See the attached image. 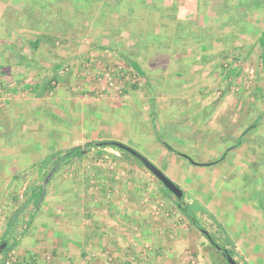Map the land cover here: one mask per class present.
Masks as SVG:
<instances>
[{
  "label": "rangeland",
  "instance_id": "1",
  "mask_svg": "<svg viewBox=\"0 0 264 264\" xmlns=\"http://www.w3.org/2000/svg\"><path fill=\"white\" fill-rule=\"evenodd\" d=\"M0 3V42L24 41L49 69L37 76L44 90L23 89L11 101L15 94L0 83V245H13L0 264L18 261L16 247L28 233L24 243L41 245L46 262L52 260L55 232L71 229L55 200H83L69 212L79 218L93 202L101 213L123 203L121 210L146 222L150 216L155 230L172 221L171 234L178 230L185 239L173 245V264H229L219 247L231 250L237 264H264V0ZM217 9L230 13L218 33L201 30L210 19L193 12L209 16ZM200 33L205 42L193 44ZM169 52L209 59L165 67L176 63L163 62ZM195 65L201 68L193 71ZM183 93L187 100L179 99ZM256 121L258 128L243 134ZM232 131L240 134L233 139ZM103 141L132 148L176 183L185 211L198 212L216 246L133 156L89 145ZM74 147L83 154L60 160ZM74 226L82 230L80 222ZM51 227L50 239L44 232Z\"/></svg>",
  "mask_w": 264,
  "mask_h": 264
},
{
  "label": "crops",
  "instance_id": "2",
  "mask_svg": "<svg viewBox=\"0 0 264 264\" xmlns=\"http://www.w3.org/2000/svg\"><path fill=\"white\" fill-rule=\"evenodd\" d=\"M171 1L173 0H164V4L166 5V3ZM0 7L2 9V3H0ZM5 7L7 8L8 4ZM6 8H3V10L5 11ZM217 11L218 12L216 13L214 12L210 15L208 14L209 16L202 15L198 11L193 12L195 18L209 17L210 19V22L207 19L202 22V25H198L201 30L208 29L210 30L209 32L214 31L218 33V30L224 23L223 17L229 16L230 13L228 9L224 12H221L222 10L220 11L218 9ZM182 15V11L177 12L178 18L182 17ZM2 16L0 15L1 18ZM0 22H2V20ZM192 42L193 44H203L205 39L200 33L196 37H192ZM41 46V43H38L37 46L34 44V48L36 47L41 49ZM167 55L168 58H163V62L170 58L174 59L176 63L170 65L167 64L165 67L173 65L172 67H176L177 69H179V65L181 64L177 63L183 60L195 61V59H197L198 61H207L209 59L207 53L203 52L199 56H195V58L194 56H187L191 55V53L185 55V53L169 52ZM41 58L43 57L40 55L39 50H31L30 47H25L24 41H14L9 44H2L0 42V83L3 84L4 87L6 86L4 89L8 90L7 92L10 91L12 94H15L11 97L10 101L13 100L14 97H19L18 93L25 92L23 89H27L29 92L32 90L37 91L38 89H45V84L41 87L43 82H41V80L39 82V78L37 76L41 74L48 75L47 72L49 69L47 64L40 60ZM54 67L52 65V69H50L52 73L49 71V75L54 73ZM196 68H201V66L195 65L192 67V70L195 71L194 69ZM173 90L177 91L175 88H173ZM181 91L182 90L179 92ZM186 92H188V89L185 87L184 93ZM184 93L182 94V97L179 96L181 97L179 99L184 98L183 100H187L185 99ZM168 99L169 97L167 100ZM190 103L192 104L191 101ZM194 105L200 106L202 104L194 102ZM1 112L3 113L2 110H0V113ZM22 121L23 125H25L24 120ZM248 128L249 127H247V129ZM232 132L233 134L231 133L230 136L233 139H235L234 135L240 134L238 131L236 133L234 131ZM232 148L234 149L235 147ZM213 155L215 157H219L218 153ZM55 201H57L55 204L58 206V210L64 211V213L61 214V217L70 220V222H68L70 226H68L71 227V229L67 232L62 231L64 234L55 232L56 235L54 237H56V239L54 237L52 239L55 243H57V246L56 251H52L53 256L50 257L52 260L46 262L47 255L42 251L43 247L41 245H33L32 247H29L26 243H24V239L30 237L31 233H28V235L25 234V237H22L23 235H21L22 240H20V243L16 247V249H18L17 256L19 259L13 264H173V259L175 258V256H173L175 252V247L173 245H180L185 242V239H182L183 234L181 232L178 233V230L175 232L176 236L171 234L172 229L170 226L177 227L175 223L171 224L172 221L171 223L163 222L166 226L161 227L159 225L161 228L158 226L159 228L155 230L151 228L153 223L149 220L150 216H148L146 222V219L139 217L135 213L121 210L120 205L123 203H119L118 208H113V206L110 207L114 209V212L110 209L109 212L104 210L105 213H101V211H99L101 207L99 209H95L94 205L96 203L88 202L84 205L81 212H79L81 213V217L79 218V216L75 217L76 214H69V212L72 211L71 209H75L78 205L76 203L83 200H75V202L73 200ZM103 201L108 204L110 203L106 200ZM83 203L84 202H82V205ZM122 211L124 212L122 213ZM40 214L45 215L43 213ZM52 214L53 213H48L46 216L51 217L53 216ZM34 216L36 215L30 214V217ZM143 220H145V223L142 222ZM79 222L82 225V230L78 229L76 231L75 228L72 227H75V223L78 224ZM50 230H46L44 232L45 236L50 237V232L55 229L51 227ZM61 236L65 237V241L60 240ZM128 252L129 255L126 256L125 254ZM9 253L10 250H6V254H4L5 258ZM108 253L113 256H108ZM142 254H145L146 256L144 261H142ZM114 257L117 259L116 263H113ZM108 260L112 262H109Z\"/></svg>",
  "mask_w": 264,
  "mask_h": 264
},
{
  "label": "trees",
  "instance_id": "3",
  "mask_svg": "<svg viewBox=\"0 0 264 264\" xmlns=\"http://www.w3.org/2000/svg\"><path fill=\"white\" fill-rule=\"evenodd\" d=\"M259 121H256V122H254L251 126H249V128L244 132V134L245 135H247V134H249L250 132H251V130H253V129H257L258 128V125H259ZM111 142L112 141H103V142H96V143H93V144H89L91 147H93V148H95V149H98V150H103V149H105V148H107V147H110V148H112L113 150H116V151H119V152H121L122 154H124V155H131L130 153H128V152H126V151H124V150H122V149H120V148H118V147H116V146H113V145H111ZM165 146H167L168 147V145H165ZM169 148V147H168ZM236 148V147H235ZM229 149H233L232 147L231 148H229ZM81 154H83V151H82V149L80 148V147H74V148H72L71 150H69L68 151V153H66L63 157H61L60 158V160L61 159H64V158H68V157H74V156H78V155H81ZM181 156H184V157H186L185 155H183V154H180ZM131 156H133V155H131ZM133 158L134 159H136V161L137 162H139L141 165H143L137 158H135L134 156H133ZM216 163L217 162H214V163H209V164H197L198 166H211V165H216ZM55 169V168H54ZM51 174V173H50ZM49 174V175H50ZM48 175V176H49ZM47 176V177H48ZM42 189H43V191H45V189H46V186L43 184L42 185ZM42 197V196H41ZM184 202H183V200H181V201H177V204H176V206H177V208L180 210V212L186 217V219L189 221V223L192 225V226H194L195 228H197L198 230H200L202 233H204L205 235H206V237L209 239V241L212 243V244H215V242H213V240H212V237H211V234L210 233H208L202 226H201V223H200V220L198 219V216H197V213H193V214H190L189 212H186L185 211V209H184V207H183V204ZM196 215V216H195ZM206 232H207V234L209 235V236H207V234H206ZM2 244H6V248H5V250H12V248H13V245H9V242L8 241H6V242H4V243H2ZM1 244V245H2ZM216 245V244H215ZM218 250H220V251H222V253H223V250L225 249V248H222V247H220V248H217ZM4 250V251H5ZM227 251H228V253L233 257V252L231 251V250H229V249H226ZM3 251V252H4ZM223 256L225 257V255H224V253H223ZM225 259H226V257H225ZM226 261H227V259H226Z\"/></svg>",
  "mask_w": 264,
  "mask_h": 264
},
{
  "label": "water",
  "instance_id": "4",
  "mask_svg": "<svg viewBox=\"0 0 264 264\" xmlns=\"http://www.w3.org/2000/svg\"><path fill=\"white\" fill-rule=\"evenodd\" d=\"M111 145L116 146L128 153H130L131 155H133L135 158H137L155 177H157L162 183L163 185L173 194L175 195L179 201L182 200V197L184 195L183 190L176 184L174 183L169 177H167L161 170H159L151 161H149L148 159H146L144 156L140 155L139 153H137L136 151H134L132 148L126 146L123 143L120 142H111ZM55 171V170H54ZM54 172H52L46 179L45 185L48 184V182L51 180L52 178V174ZM207 234V232H206ZM207 236H209L207 234ZM216 246V245H215ZM6 248V244H2L0 245V255L3 253V251ZM220 248V247H219ZM223 253L227 259V262L229 264H237V262L234 260V258L228 253V251L226 249L223 250Z\"/></svg>",
  "mask_w": 264,
  "mask_h": 264
},
{
  "label": "built area",
  "instance_id": "5",
  "mask_svg": "<svg viewBox=\"0 0 264 264\" xmlns=\"http://www.w3.org/2000/svg\"><path fill=\"white\" fill-rule=\"evenodd\" d=\"M3 95H4V93H3V89L0 88V101H2L1 98H2ZM5 264H10V261H6Z\"/></svg>",
  "mask_w": 264,
  "mask_h": 264
}]
</instances>
